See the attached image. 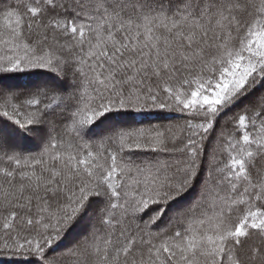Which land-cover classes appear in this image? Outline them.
Wrapping results in <instances>:
<instances>
[{
    "label": "snow or ice",
    "instance_id": "6c2138e0",
    "mask_svg": "<svg viewBox=\"0 0 264 264\" xmlns=\"http://www.w3.org/2000/svg\"><path fill=\"white\" fill-rule=\"evenodd\" d=\"M0 264H264V0H0Z\"/></svg>",
    "mask_w": 264,
    "mask_h": 264
}]
</instances>
